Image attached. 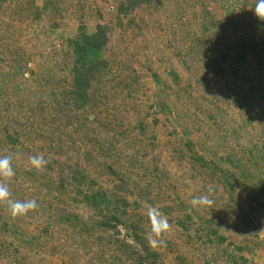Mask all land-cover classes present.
<instances>
[{"label": "rangeland", "instance_id": "1", "mask_svg": "<svg viewBox=\"0 0 264 264\" xmlns=\"http://www.w3.org/2000/svg\"><path fill=\"white\" fill-rule=\"evenodd\" d=\"M255 3L0 0V156L39 205L0 203V264H264ZM148 205L171 225L155 249Z\"/></svg>", "mask_w": 264, "mask_h": 264}, {"label": "clouds", "instance_id": "2", "mask_svg": "<svg viewBox=\"0 0 264 264\" xmlns=\"http://www.w3.org/2000/svg\"><path fill=\"white\" fill-rule=\"evenodd\" d=\"M253 12L258 20L264 21V0H256ZM28 162L31 167L37 170H42L48 163L42 154L30 156ZM14 175L15 171L12 167V156H0V203H6L11 216L17 217L26 215L29 211H35L39 205L36 199L24 201L11 199L12 194L7 182L10 181ZM215 191L216 189L214 186H209L205 194L194 197L190 201L189 211L195 208L212 207L215 203L213 199ZM146 215L150 230L146 233L145 238L149 247L155 249L165 243L162 237L170 231L171 225L168 222L167 216L155 206L148 205Z\"/></svg>", "mask_w": 264, "mask_h": 264}, {"label": "trees", "instance_id": "3", "mask_svg": "<svg viewBox=\"0 0 264 264\" xmlns=\"http://www.w3.org/2000/svg\"><path fill=\"white\" fill-rule=\"evenodd\" d=\"M75 44H76V43H75ZM75 46H76V45H75ZM76 47H79V46H76ZM77 61L79 62L80 65H81L82 62H83V60H82L81 58H78ZM74 73H76L75 76H74V77H75V78H74V83H75V87L77 88V85H76V84H77V81H78V80H77V77H76V75H77V70H75Z\"/></svg>", "mask_w": 264, "mask_h": 264}]
</instances>
